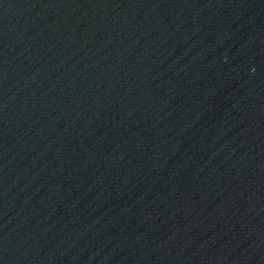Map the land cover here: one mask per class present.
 I'll list each match as a JSON object with an SVG mask.
<instances>
[{"label": "water", "instance_id": "1", "mask_svg": "<svg viewBox=\"0 0 264 264\" xmlns=\"http://www.w3.org/2000/svg\"><path fill=\"white\" fill-rule=\"evenodd\" d=\"M0 264H264V0H0Z\"/></svg>", "mask_w": 264, "mask_h": 264}]
</instances>
